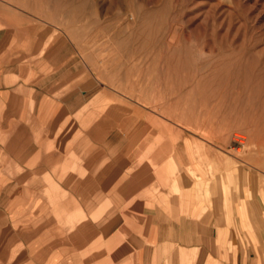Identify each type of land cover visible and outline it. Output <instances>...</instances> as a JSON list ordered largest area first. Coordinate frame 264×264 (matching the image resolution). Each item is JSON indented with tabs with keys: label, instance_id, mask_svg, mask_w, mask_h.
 Returning a JSON list of instances; mask_svg holds the SVG:
<instances>
[{
	"label": "crops",
	"instance_id": "0c3cea01",
	"mask_svg": "<svg viewBox=\"0 0 264 264\" xmlns=\"http://www.w3.org/2000/svg\"><path fill=\"white\" fill-rule=\"evenodd\" d=\"M37 55L0 36V264H264L248 179L204 185L184 143L137 147L135 112L91 109Z\"/></svg>",
	"mask_w": 264,
	"mask_h": 264
},
{
	"label": "rangeland",
	"instance_id": "374dc122",
	"mask_svg": "<svg viewBox=\"0 0 264 264\" xmlns=\"http://www.w3.org/2000/svg\"><path fill=\"white\" fill-rule=\"evenodd\" d=\"M0 36L91 109L135 112L137 147L184 143L202 184L248 179L264 206V0H0Z\"/></svg>",
	"mask_w": 264,
	"mask_h": 264
},
{
	"label": "bare ground",
	"instance_id": "6f19581e",
	"mask_svg": "<svg viewBox=\"0 0 264 264\" xmlns=\"http://www.w3.org/2000/svg\"><path fill=\"white\" fill-rule=\"evenodd\" d=\"M239 151V150H238Z\"/></svg>",
	"mask_w": 264,
	"mask_h": 264
}]
</instances>
